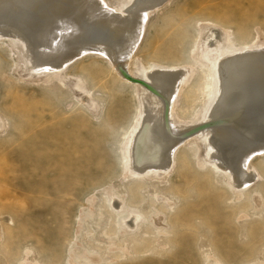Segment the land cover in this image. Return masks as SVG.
Here are the masks:
<instances>
[{"label": "rangeland", "instance_id": "rangeland-1", "mask_svg": "<svg viewBox=\"0 0 264 264\" xmlns=\"http://www.w3.org/2000/svg\"><path fill=\"white\" fill-rule=\"evenodd\" d=\"M143 29L130 69H180L172 110L179 126H197L205 80L194 44L217 29L237 46H264V0H168ZM91 53L56 77L22 64L0 36V264H264V154L248 162L254 184L236 192L201 164L206 145L193 135L166 174L143 179L155 183L142 187L143 202L117 154L137 115L136 89ZM113 193L125 203L136 196L140 212L155 204L150 221L164 233L144 225L120 235L128 218L118 225L109 216Z\"/></svg>", "mask_w": 264, "mask_h": 264}, {"label": "bare ground", "instance_id": "bare-ground-1", "mask_svg": "<svg viewBox=\"0 0 264 264\" xmlns=\"http://www.w3.org/2000/svg\"><path fill=\"white\" fill-rule=\"evenodd\" d=\"M167 1L127 0L121 7L103 0H0V36L18 46L22 64L34 72L59 77L69 62L94 52L107 60L120 81L136 89L137 115L118 142L117 154L120 166L134 179L128 187L139 199L155 185L143 179L155 172L166 174L174 151L198 127L202 129L196 138L207 149L200 163L225 175L233 191L251 187L255 175L248 162L255 153L264 152V46H237L217 29L201 34L202 41L194 44L191 55L203 65V117L198 120L203 124L179 126L172 107L177 88L186 79L180 69L137 65L130 69V55L144 31L147 14ZM123 75L145 87L126 81ZM136 198L125 203L113 193L105 200L116 224L128 218L126 231L119 228V234L125 236L144 225L151 236L164 233L154 224L155 217L150 221L151 215L160 213L155 204L140 212L138 201L133 203Z\"/></svg>", "mask_w": 264, "mask_h": 264}, {"label": "water", "instance_id": "water-1", "mask_svg": "<svg viewBox=\"0 0 264 264\" xmlns=\"http://www.w3.org/2000/svg\"><path fill=\"white\" fill-rule=\"evenodd\" d=\"M123 79H125L126 81H128V82H130V83H133V84H138V85H141V86H143V87H145L144 86V84L142 83V82H139V81H136V80H132V79H130L128 76H126V75H123ZM201 124H203V123H201ZM200 124V125H201ZM197 126H199V125H197ZM201 127H198V128H195L190 134H187L186 136H185V138H183V140L184 139H186V138H188V137H191V136H197L198 135V133H200V131H201ZM262 154H264V152H257V153H255L254 155H252V157H254V156H256V155H262Z\"/></svg>", "mask_w": 264, "mask_h": 264}]
</instances>
